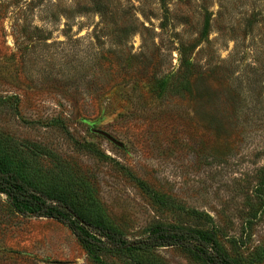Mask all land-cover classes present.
Segmentation results:
<instances>
[{"label": "rangeland", "instance_id": "374dc122", "mask_svg": "<svg viewBox=\"0 0 264 264\" xmlns=\"http://www.w3.org/2000/svg\"><path fill=\"white\" fill-rule=\"evenodd\" d=\"M0 138L128 240L216 229L264 264V0H0ZM98 255L0 192V264H205Z\"/></svg>", "mask_w": 264, "mask_h": 264}, {"label": "trees", "instance_id": "16d2710c", "mask_svg": "<svg viewBox=\"0 0 264 264\" xmlns=\"http://www.w3.org/2000/svg\"><path fill=\"white\" fill-rule=\"evenodd\" d=\"M9 154L7 146L0 138V192L9 197L12 208L18 212L50 217L67 224L96 260L100 258V251L111 250L138 263L136 255L139 251L181 245L201 258L205 264H242L224 250L216 229L159 227L152 230L145 239L128 240L109 226L101 214H91L84 206L86 201L70 187L71 183H47L35 174L27 175L12 162Z\"/></svg>", "mask_w": 264, "mask_h": 264}, {"label": "water", "instance_id": "95a60500", "mask_svg": "<svg viewBox=\"0 0 264 264\" xmlns=\"http://www.w3.org/2000/svg\"><path fill=\"white\" fill-rule=\"evenodd\" d=\"M100 134H102L103 136H105L108 140H110L111 142H113L114 144L118 145V146H122L121 143L119 141H117L116 139H114L112 136H110L108 133L104 132V131H98Z\"/></svg>", "mask_w": 264, "mask_h": 264}]
</instances>
